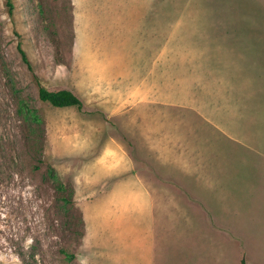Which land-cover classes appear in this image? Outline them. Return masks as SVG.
Segmentation results:
<instances>
[{
  "label": "rangeland",
  "instance_id": "374dc122",
  "mask_svg": "<svg viewBox=\"0 0 264 264\" xmlns=\"http://www.w3.org/2000/svg\"><path fill=\"white\" fill-rule=\"evenodd\" d=\"M10 1L0 264H264V0Z\"/></svg>",
  "mask_w": 264,
  "mask_h": 264
},
{
  "label": "trees",
  "instance_id": "16d2710c",
  "mask_svg": "<svg viewBox=\"0 0 264 264\" xmlns=\"http://www.w3.org/2000/svg\"><path fill=\"white\" fill-rule=\"evenodd\" d=\"M5 5L8 9V14H11L13 5L10 0H5ZM22 59L26 62L25 53L21 50L20 44L17 46ZM38 98L40 101L47 103L53 108L74 107L77 110L83 108L82 101L70 90L61 89L57 91H50L38 84Z\"/></svg>",
  "mask_w": 264,
  "mask_h": 264
}]
</instances>
